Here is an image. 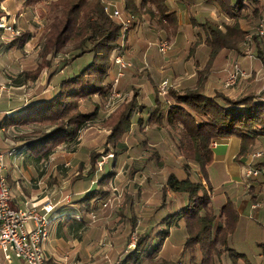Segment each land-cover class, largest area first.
Here are the masks:
<instances>
[{
    "label": "trees",
    "instance_id": "obj_1",
    "mask_svg": "<svg viewBox=\"0 0 264 264\" xmlns=\"http://www.w3.org/2000/svg\"><path fill=\"white\" fill-rule=\"evenodd\" d=\"M2 1L4 0H0ZM17 1L29 5L40 0ZM123 1V10L130 16L135 15L132 11L136 9L142 10L138 13L147 15V21L151 24L148 27H155L164 34L177 28L178 9L173 8L169 0H138L137 3L136 0ZM190 1L177 0V3L180 7L187 4L189 6ZM203 1L206 7L214 8L230 19V22L221 20L222 26L219 27L209 18L204 17L200 21L192 18V26L197 27L198 31L195 32V39L187 45V55L195 56L199 51L203 54V65L196 72L194 84L184 89L170 88L165 98H162L157 94L153 79L146 72L145 80L150 87L148 103L151 104H140V110L144 109L146 115L143 117L136 113L135 117L139 126L152 123L156 128H165L171 134L177 154L182 158L180 163L185 175L179 177L173 171L167 172L163 180L162 195L165 190H169L179 196L181 201L171 212L161 215L157 230L151 229V233L148 227L135 232L134 245L121 251L117 264H178L177 257L154 260L168 234L169 220L177 218L182 220L184 228L182 249L188 251L183 264H215L222 254H225L230 264H257L244 252L227 244V236L233 231L238 219L234 205L226 199L219 208L214 209L210 202L211 186L207 182L201 183L191 178L190 173L193 165L202 170L211 162L212 150L209 145L212 141L218 143L226 137H235L239 141L236 154L242 155L259 145L260 139H264V88L257 93L249 90L234 97L220 90L205 92L204 89L207 75L222 67L228 52L243 54L240 53L243 36L252 32L257 23L250 30L244 29L242 23L254 24L259 17L264 16V0ZM49 3L58 6L59 14L58 20L48 30L50 47L48 51L42 50L43 54L51 51L53 58L58 55L56 89L3 114L0 126L16 127L35 122H52L48 129L36 136L24 139L21 137L23 142L20 145L33 153L40 162L42 158L47 159L54 145L74 144L77 132L85 121L101 116L102 126L108 128L102 152L111 150L114 157L126 148L122 138L130 128L136 103L130 100L126 104H118L106 116H102L99 108L104 107V100L113 90L116 71L113 57L118 53L123 54L120 41L125 40V47L128 46L131 25L121 38V24L103 12L99 0H53ZM26 35L28 34L15 36L11 45L22 44ZM251 43L264 77V38L251 35ZM86 53L90 54L88 63L78 71L64 72L75 58ZM128 67L123 70V76L118 79L114 88L126 75ZM142 72L137 75L142 76ZM128 73V76L135 74L131 71ZM51 75L53 74L48 73L46 78L49 79ZM82 101L89 102L92 109L84 110L80 105ZM102 152L92 150L89 153V178L96 169L94 159L100 157ZM257 163L264 166L263 160ZM113 175V170H104L71 201L62 203L60 206L66 212H78L68 214L67 219L75 220L76 226L81 227L85 220L82 213L97 211L104 203ZM127 200L130 211L129 215H123V220L133 230L138 217L132 210L131 200ZM64 210L58 211V216H62ZM148 220L149 216L144 221ZM144 259L147 262L142 263Z\"/></svg>",
    "mask_w": 264,
    "mask_h": 264
},
{
    "label": "rangeland",
    "instance_id": "obj_2",
    "mask_svg": "<svg viewBox=\"0 0 264 264\" xmlns=\"http://www.w3.org/2000/svg\"><path fill=\"white\" fill-rule=\"evenodd\" d=\"M51 1L53 0H40L29 5H23L21 1H14L13 5L16 10L10 13V23L5 22L6 16L0 18V73L2 77L0 78V92L7 93V95H12V92L15 93V95H19V100L22 103L28 102L31 96H35L34 98L36 99L42 95H48L57 86L58 55L53 58L51 51H49L50 53L46 52L43 54V50H47L50 47L48 45V42L50 43L48 39L50 38V31L48 30L58 20L59 14L58 6H53L52 3H49ZM99 1L106 15L107 13L104 11L103 6L108 5L110 8V5H114L119 10L121 17L130 21L129 25H131V28L129 30H132L128 33V38L130 39L129 41L127 40V47H125V40L120 41L123 58L130 63L126 75L115 88L113 87V90L120 94V99L114 101L111 105V101H107L106 99L103 102L104 107L100 106L99 108L102 116H106L113 112L116 109L115 106L118 104H126L130 100H134L136 107L131 116V125L122 138L126 148L114 157L111 150H108L106 153L102 152L108 128L102 126V117L96 116L93 119L85 121L84 126L79 128L80 130L76 135L74 144L60 143L54 145L47 159L42 158L43 160L41 159L40 164L45 162V166H41V168L47 175L45 180L47 185L46 190L53 189V186L58 189V207L63 202H69L73 197L81 193L82 191L80 192V190L88 187L91 182H94L95 176H98L104 170L109 169L114 171L113 179L108 186L109 194L104 203L98 207L97 211L93 210L82 213L85 218L84 227L90 225L96 229L95 233H92V236H95V244L92 247L86 245L88 252L95 251V254L98 255L100 262L97 264H109L111 262H118L121 251L126 248L129 249L134 245L135 232L142 231L148 227L151 233V229L157 230L159 227L158 220H160L161 215L171 212L175 206L178 207L181 201L179 196L174 195L169 190H165V194L162 195L163 180L167 172L173 171L179 177L185 175L180 163L182 158L177 154L171 134L165 128H156L152 123H145L139 126L135 122L137 114L143 117L146 115V111L144 109L140 110L141 107L139 108V105L151 104L148 103L150 102V87L146 83L145 73L148 72L149 75L147 76L153 79L157 94L158 85L163 80H166L169 84L166 92L170 88L183 89V87L192 85L195 82L197 70H200L203 65V54H200V51L195 56L188 57L187 55V45L195 39V32L198 31L197 27L192 26L194 23L192 18L200 21L206 17L214 20L219 27L222 26L221 20L228 23L230 19L223 16L214 8L206 7L203 0H191L189 6L187 4L182 5V7L178 6L177 0H169L172 7L178 9L177 28L173 32L166 31V34H164L161 31L159 32L158 29L156 30L155 27H148L151 24L147 21V15L138 13L142 11L141 9L132 11L133 13L135 12V15L130 16L123 8L121 9V4H118V6L115 4L117 0ZM137 2L138 0H136ZM111 19L119 22L116 18L112 17ZM260 20L264 21V16L259 17L254 24L242 23L243 28L250 30ZM4 25L5 27L9 25L13 29V34L4 30L2 28ZM21 34L22 36L28 34L25 41L22 44L11 45L12 49H9L8 43H12V41H9V37L13 39L15 36ZM160 39H165L169 43L170 49L165 54H160L155 47V43ZM242 41L240 53H246L247 59L253 60L255 58L253 44L251 41L245 42V35ZM6 61L10 62L7 64ZM89 61L90 54H83L75 58L71 62V65H68L64 69V72L78 71ZM233 62L231 61L227 65H222L221 72L215 73V78L213 79L216 80L215 86L217 84L223 86V90L232 95L239 89L238 87L242 86V82L246 80L245 78L248 79L251 75L247 71L242 70L236 62L245 75L238 77L233 86L224 87L223 80L225 77L223 75H226L230 70ZM143 70L145 72H142ZM129 71L135 74L128 76ZM140 71L142 72V76L137 75ZM48 73L53 74L49 79L46 78ZM252 74L254 75L255 72L253 71ZM255 81L257 83V80ZM11 82L12 84L21 85L20 89L15 88L16 90L13 91L8 88ZM18 90H20L19 93L17 92ZM165 95L166 93L164 95L159 94L162 98H165ZM80 105L84 110L92 109V105L89 102L82 101ZM52 124V122L43 121L18 125L13 127L14 132L10 130V137L16 143L21 144L24 138L36 136L38 133L48 129ZM209 147L211 148L210 145ZM258 149L262 150L264 154V142H262ZM92 150L102 152L103 154L94 159L96 169L94 174L89 178L87 169L90 167L89 153ZM255 150L257 148L252 150L250 154ZM102 156L104 158L100 162ZM249 157L251 158V156ZM259 160L264 161V157L263 159L251 160L248 164H244L245 161L241 162L243 170L241 171L245 178L248 177L244 175L245 167L261 165L257 163ZM223 166L224 162L217 159L208 167L205 166L202 170H198L199 173L195 172L194 169L198 168L193 165L190 173L191 178L199 180L201 183H208L210 181V202L213 208H219L226 201L225 197L231 203H234L242 188L241 185L237 186L234 183H229V181L222 187L218 185L217 182L223 178ZM260 167L261 171L258 174L264 173V168ZM207 174H209V181ZM76 190L79 191L75 193ZM51 194H54V192L51 191ZM127 198L131 200L132 210L138 217L137 224L133 230L123 220V215H129L130 211ZM161 202H163V205L160 206ZM119 209H121L120 213ZM90 214L94 216L91 217ZM245 214L246 211L243 214L240 213L237 228L233 232V235L230 236L228 243L233 238L235 242L234 247L237 250L250 254L261 247L259 241L254 244L250 242L257 234H260L258 228L263 221L252 213H248L247 217ZM148 216L149 220L144 221ZM182 224L180 218L169 220L167 225L168 234L163 240L158 255L154 260H158L161 257L172 259L177 257L179 260L178 264H183L188 251L182 249L184 238ZM84 227L80 230L82 234L85 229ZM78 234L81 235L80 232ZM85 237L89 239V235ZM83 238L82 236L79 238L80 242L77 246L81 247ZM40 245L44 253L43 242ZM79 247L75 250L77 258L74 257L73 260L76 261L78 258L81 261L86 260L87 257H82L81 248ZM67 248L68 246H64L61 253H59L60 256L62 255L61 258L67 252ZM10 261H13V263L19 262L13 254ZM145 262L147 261L144 259L142 263ZM7 263L3 259V254L0 250V264ZM20 264L27 263L21 262ZM44 264L50 263L45 260ZM60 264H73V262L62 260ZM215 264L230 263L225 254H222L219 261H215Z\"/></svg>",
    "mask_w": 264,
    "mask_h": 264
},
{
    "label": "crops",
    "instance_id": "obj_3",
    "mask_svg": "<svg viewBox=\"0 0 264 264\" xmlns=\"http://www.w3.org/2000/svg\"><path fill=\"white\" fill-rule=\"evenodd\" d=\"M14 1L17 0H4L0 2V18L6 16L5 22L8 24L10 23V13H13L16 10L15 6L13 5ZM115 4L117 6L118 4H121V9L123 8V0H117L115 1ZM130 31L132 30H129L128 33ZM9 41H12V38L9 37ZM8 47L9 49H12L10 42L8 43ZM245 54L246 53L238 55L233 52H228L223 63L224 66L225 64H229V62L231 61L237 62L242 70L247 71L249 75L251 74L248 79L245 78L246 80L242 82V86L238 87L239 89L235 91L233 95L226 93V91L223 90V86L218 84L215 86L214 84L216 82V80H213L215 78L214 75L217 72H221L223 66L220 69L212 70L211 73L207 75V79L204 85L205 92L220 90L224 94L234 97L249 90L254 91L255 93L262 90L264 88L262 67L256 58H254L253 60H249L247 59V56ZM9 62L10 61H8L7 64ZM253 71L255 72L254 75L252 74ZM223 77H225V74L223 75ZM0 78H2L1 73ZM255 80H257V83H255ZM20 86L21 85L19 84H12L11 82L8 88L14 91L16 89H20ZM184 88L185 87H183V89ZM17 92L19 93L20 90H18ZM34 97L35 96H31L29 100L34 99ZM24 103L19 100V95H15V93L13 92L12 95H7V93L4 94V92H0V119L2 118L3 114L9 113L14 109L19 108ZM13 127L14 126H0V150L3 151L4 162L3 172L9 186L12 204L17 208H24L29 205L30 201L34 200L49 201L53 204V208L51 209V212H49L50 220L46 227V237L42 241V246L44 248L43 254L46 257L45 260L50 264H60L62 260L72 261L73 264H97L98 262H100V260H98V255L95 254V251L88 252L86 248V245L92 247L95 244V236H92V233H95L96 229H94V227L92 228V226L90 225L84 227L85 224L78 228L76 226L77 223L75 220L67 219L68 214L78 212H66V210H64V208H62L61 206L58 207V189L53 186V189L46 190L47 185L45 183V180L47 178V175L45 171L42 170L39 159H37L36 156L33 153L29 152L24 146H21L20 143H16L13 139H11L10 134L11 132H14ZM262 142H264V139H260L259 145L249 150L247 153L237 155L236 152L239 144L238 139L232 136L226 137L218 143L215 142V145H210L212 150V160L210 163L206 164V167H208L214 160L217 159L224 162L223 178L217 182L220 187H222L228 181L229 183H234L237 186L241 185V191L235 198L234 203H232L238 212L237 221L239 220L240 213L243 214L244 211H246V217L248 216V213H252L255 217L260 218L263 221L258 228V232H260V234H257V236L250 242L254 244L259 241L261 247L257 248L258 250L256 249L250 254L245 253L253 263L257 264H264V173H260L257 176H248L245 178L242 173L243 170L241 162L245 161L244 164H248L251 160L254 161L258 158L263 159L264 154L261 157H256L253 159L249 157L250 152L256 148L258 149ZM258 166H262L264 168L262 164ZM194 170L196 173H199L198 169ZM207 178L209 181V174H207ZM208 184L211 186L210 181L208 182ZM83 190L84 189H81L80 192ZM51 191L54 192V194H51ZM78 191L79 190H76L75 193ZM226 199L227 197H225V200ZM66 202L63 203L65 204ZM253 202H257L258 206L252 207L251 204ZM214 209L217 208L214 207ZM63 210L64 214L62 216H58V211ZM26 225L27 227L31 228V221H28ZM83 227L85 228L83 232V234L85 233L84 235L82 234V231H80ZM236 228L237 222L233 231L227 236V244H230L229 246L234 249L236 248L234 247L235 242L233 241V238L231 237L232 239L229 241V243L228 240L230 236L233 235V232L236 230ZM79 232L81 233V235L78 234ZM86 235H89V239L85 237ZM81 236L82 238H84L81 241V247H79L77 246V244L80 242L79 238H81ZM64 246H68V248L67 252L63 255V258H61L62 255L60 256L59 253H61ZM78 247L81 248L80 252L82 254V257H87L86 260L81 261L79 260V258L76 259V261L73 260L74 257H76L75 250ZM78 254L80 255L79 252ZM17 260L20 263L24 262L19 258H17ZM6 262H8L7 264H10V262H12L11 264L19 263H13V261L10 260Z\"/></svg>",
    "mask_w": 264,
    "mask_h": 264
},
{
    "label": "built area",
    "instance_id": "obj_4",
    "mask_svg": "<svg viewBox=\"0 0 264 264\" xmlns=\"http://www.w3.org/2000/svg\"><path fill=\"white\" fill-rule=\"evenodd\" d=\"M103 9L110 18L113 17L119 20L121 24L122 38L123 33L129 27L130 21L128 19H123L119 10L114 5H110V8L108 5L103 6ZM2 28L13 34V29L10 28L9 25L6 27L4 25ZM251 35L264 38V21L260 20L257 22L254 30L245 35V42L251 41ZM155 47L160 54H165L170 49L169 43L165 39L157 41ZM113 61L116 66L115 76L112 83V86L114 87L118 79L123 76V70L128 67L130 63L119 53L114 55ZM244 75L245 73L241 71L237 63L233 62L223 80L224 87L233 86L236 83L237 78ZM168 87L169 84L166 80L161 81L158 85V94L164 95ZM119 99L120 94L117 91L112 90L107 101H111V105L114 101H118ZM210 145H215V141H212ZM262 155L263 152L260 149H257L250 154L252 159L261 157ZM103 158L104 156L101 157L100 162H102L101 160ZM41 166H45V162H43ZM3 169V151L0 150V250L2 251L3 259L9 261L13 254L14 257L21 259L27 264H44L45 256L41 250L40 244L46 237V227L50 220L49 212H51L53 204L49 201L34 200L30 201L29 205L24 208H17L14 206L12 204L9 186ZM260 171L261 167L259 166H248L245 167L244 175L255 176ZM251 206H258V203L254 202ZM90 215L91 217L94 216L93 214ZM28 221H31L32 223L31 228L26 225ZM109 264H117V262H111Z\"/></svg>",
    "mask_w": 264,
    "mask_h": 264
}]
</instances>
